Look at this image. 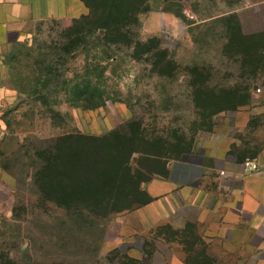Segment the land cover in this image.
Here are the masks:
<instances>
[{
  "label": "rangeland",
  "instance_id": "374dc122",
  "mask_svg": "<svg viewBox=\"0 0 264 264\" xmlns=\"http://www.w3.org/2000/svg\"><path fill=\"white\" fill-rule=\"evenodd\" d=\"M246 3L150 0L141 10V27L131 31L140 44L97 41L96 34L85 33L89 26L83 20L75 22L79 17L33 19L11 35L5 62L12 74L31 78L36 63L44 75H52L38 87L36 97L42 101L22 102L0 114L6 125L0 141V264H138L129 247L162 246L163 237L195 249L194 224L178 230L161 225L150 241L131 242L116 217L64 218L69 199L83 197V189L71 185L88 178L83 175L88 172L72 178L75 169L64 168L59 155L74 141H99L68 134L116 132L120 139L111 135L104 142L184 158L199 137L249 101L248 90L264 89L259 21L228 14ZM164 8L177 12H166L172 15L171 26L149 31L151 15ZM259 121L254 119L247 136L254 144L242 151L249 156L264 142L256 131ZM111 155L117 158L116 152ZM107 156L97 157L96 171L106 170ZM188 258L191 264H211L199 251Z\"/></svg>",
  "mask_w": 264,
  "mask_h": 264
},
{
  "label": "crops",
  "instance_id": "0c3cea01",
  "mask_svg": "<svg viewBox=\"0 0 264 264\" xmlns=\"http://www.w3.org/2000/svg\"><path fill=\"white\" fill-rule=\"evenodd\" d=\"M246 2L228 14L238 13L239 20H243L242 14L244 18L252 15L251 20L259 21L264 32V0ZM88 12L82 0H0V114L29 102L19 88L17 75L5 62L11 35L33 19L76 18ZM172 20L169 13L155 12L148 29H168ZM247 92L249 101L237 104L232 115L223 117L215 128L199 137L197 147L184 158L155 156L138 146L127 154L119 151L121 161L108 154L104 173L96 171V175L72 185L83 189L79 192L83 197L69 199L64 218L116 217L122 236L131 242L139 238L150 241L161 225L178 230L194 224L199 236L195 249L188 248L184 241L164 237L162 246L156 242L147 246L134 243L127 252L138 264H191L188 253L195 251L211 264H222V253H226L227 264H264V142L256 145L258 153L254 156L242 152L254 144L247 136L253 131L255 118H260L256 131L264 138V89L261 93ZM5 133L6 125L0 119V141ZM111 134L81 135L89 139ZM99 144L100 150L92 143H77L74 146L78 147L69 150L70 155L91 157L95 151L102 155V145L110 143ZM247 160L256 162L259 171L250 170ZM68 167L75 169L74 165Z\"/></svg>",
  "mask_w": 264,
  "mask_h": 264
},
{
  "label": "trees",
  "instance_id": "16d2710c",
  "mask_svg": "<svg viewBox=\"0 0 264 264\" xmlns=\"http://www.w3.org/2000/svg\"><path fill=\"white\" fill-rule=\"evenodd\" d=\"M87 7L89 8V12L87 14L81 15L79 18L75 19V22L77 21H84L83 23L86 26H89L87 29V35H93L96 34L97 41L104 39L109 43H112L114 45L121 44L122 42H135V44H140V40L135 41L133 38L137 36V34H132L131 31L134 28H139L141 27V21H140V14L141 10L143 7L150 1V0H82ZM165 12H172V13H177L175 10L171 9H163ZM261 36H264V32L259 33ZM17 76H15L16 80L19 81V88H21L22 92H24L28 98V103L30 102H40L42 101L41 98H37V94H39L38 87L39 85L42 86L44 82L48 81L47 76L52 75L49 71L44 75L43 71L39 69L37 64L35 63L34 67L32 68L31 72V78L29 75L26 73H16ZM14 77V76H13ZM46 77V78H43ZM31 79V80H30ZM29 82V83H28ZM27 90H30L27 92ZM249 91V90H248ZM241 92L240 90H236L235 93ZM248 94V92H247ZM113 136V139H120V133L112 132L111 134ZM68 138L74 139V140H82L83 135L79 133H73V134H68ZM124 136V135H123ZM99 141L95 142V148L100 150L101 148L99 142L101 145L104 143V140L106 139L105 137L103 138H96ZM77 142L74 141V145H76ZM104 148L100 153L102 155H108L111 153L116 152L117 153V158L118 161H121V157H119V151L123 154L126 153L130 150L127 149L126 146H119L117 145H112V144H105L102 145ZM115 148L114 151L109 150L107 148L111 147ZM137 146V145H136ZM73 147H78V146H73ZM73 147H68L67 149L64 150L63 155H59L62 157V162L61 165L65 168L66 166L74 165L75 170L73 171L72 178L74 176L78 175L77 173H83L84 170H86L88 173L83 174L87 177H91L97 174L96 170H99L100 164L98 163V156L97 152L95 151L94 155L92 154L91 157L89 156H75L77 158L74 159V156L70 155L71 152L69 151ZM59 150V148H56ZM97 150V151H98ZM120 153V154H121ZM164 153H159V152H154L155 156H160ZM187 156V153H185ZM184 156V157H186ZM124 157V156H123ZM74 159V160H72ZM108 161V157L106 159ZM106 161L104 163H106ZM57 165L59 166V159L56 160ZM77 164V165H76ZM94 171H91V170ZM100 173H104V170ZM68 175V174H67ZM70 181V180H69ZM74 181V180H73ZM72 183V181H70ZM72 186V185H71Z\"/></svg>",
  "mask_w": 264,
  "mask_h": 264
},
{
  "label": "built area",
  "instance_id": "2783aa9c",
  "mask_svg": "<svg viewBox=\"0 0 264 264\" xmlns=\"http://www.w3.org/2000/svg\"><path fill=\"white\" fill-rule=\"evenodd\" d=\"M257 91L260 92L261 89L258 88ZM246 166L252 171H259L260 169L259 165L256 162L250 160H247Z\"/></svg>",
  "mask_w": 264,
  "mask_h": 264
}]
</instances>
